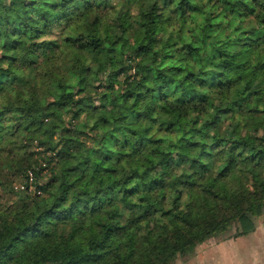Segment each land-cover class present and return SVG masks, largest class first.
Segmentation results:
<instances>
[{
    "label": "trees",
    "instance_id": "trees-1",
    "mask_svg": "<svg viewBox=\"0 0 264 264\" xmlns=\"http://www.w3.org/2000/svg\"><path fill=\"white\" fill-rule=\"evenodd\" d=\"M263 213L264 0H0V264H173Z\"/></svg>",
    "mask_w": 264,
    "mask_h": 264
},
{
    "label": "crops",
    "instance_id": "crops-1",
    "mask_svg": "<svg viewBox=\"0 0 264 264\" xmlns=\"http://www.w3.org/2000/svg\"><path fill=\"white\" fill-rule=\"evenodd\" d=\"M213 248L220 252L224 264H264V231L256 228Z\"/></svg>",
    "mask_w": 264,
    "mask_h": 264
},
{
    "label": "rangeland",
    "instance_id": "rangeland-1",
    "mask_svg": "<svg viewBox=\"0 0 264 264\" xmlns=\"http://www.w3.org/2000/svg\"><path fill=\"white\" fill-rule=\"evenodd\" d=\"M19 183H21L19 179L12 180L11 178V180L7 182V185L12 184V185H15L16 187L17 185H19ZM256 223H257V226L254 229L258 228L264 231V213L261 214L256 219ZM235 232H236V224H233L228 230L216 236H211L208 239L201 242L200 244H198L195 248L196 252L193 256H190V257L178 256L175 259V261H173V264H224L223 261H221L222 259L220 256V252H218L213 247L222 245V243H225L228 238H233L237 236L235 235Z\"/></svg>",
    "mask_w": 264,
    "mask_h": 264
}]
</instances>
